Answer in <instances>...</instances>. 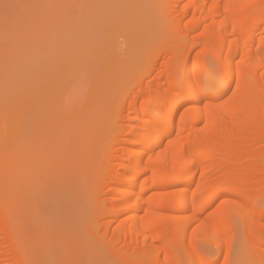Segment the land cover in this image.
<instances>
[{
    "label": "bare ground",
    "instance_id": "obj_1",
    "mask_svg": "<svg viewBox=\"0 0 264 264\" xmlns=\"http://www.w3.org/2000/svg\"><path fill=\"white\" fill-rule=\"evenodd\" d=\"M150 1L158 14L140 54L160 47L166 61L129 69L106 100L99 142L58 137L33 81L1 110L0 264H224L233 244L240 264L264 260V0ZM46 13L42 43L55 46ZM135 21L110 28L109 61L135 59ZM84 29L80 47L95 49ZM120 45L132 53L120 58ZM72 88L53 107L67 111Z\"/></svg>",
    "mask_w": 264,
    "mask_h": 264
},
{
    "label": "rangeland",
    "instance_id": "obj_2",
    "mask_svg": "<svg viewBox=\"0 0 264 264\" xmlns=\"http://www.w3.org/2000/svg\"><path fill=\"white\" fill-rule=\"evenodd\" d=\"M52 1H54V3L50 2L52 5H67L69 7H51L50 9L45 7L44 9L43 7L38 9L12 7L6 10L3 7L6 3L9 5H44L46 0H0V37L2 38H0V112L6 108L14 110L19 104L18 101L26 82L33 81L32 83L35 85L33 87L37 90L38 98H41L42 101L45 100V104L48 103V108L50 106L48 111L45 108L47 121L52 122V115L56 120L58 118L55 134L58 137L63 136V140L67 141L70 137L69 133L73 131L74 133L71 134L77 135L82 140L83 146L87 147L96 142V139H99L102 118L105 116L107 108L106 100L110 97V92L120 89L122 81L125 78L127 80V77L131 75L132 72L130 73L129 69L132 68L134 63L138 65L139 63H149L156 60L158 62L157 66L160 67L161 63L166 61V58H163V60L161 57L160 47L152 49L151 53L149 52L147 55L141 56L140 54V49L144 47L142 42L149 30L153 29L154 19L157 18L158 13L157 11L156 13L150 11L152 9L150 8V0H125L126 2L122 0L124 2L122 5L118 4L119 0ZM50 3L48 5H51ZM46 12L51 14L52 29L57 35L55 46H51L54 41L50 42L51 44L46 42L44 45L42 43L43 33L40 31L41 26L39 25H41V17ZM135 19V59L131 58L133 53L130 51H128L129 54H132L127 56L128 52L126 51L128 49L124 45H120L117 53L120 58L129 57L130 63L117 62L116 64L114 61H109L108 57L114 53V50L109 43L104 45V39L105 37L109 38L106 35L109 33L110 28L116 23L129 24ZM84 28H88V33L95 43V49H82L80 47L82 43L79 38L82 36L76 35H78L77 33L81 34V31H85ZM14 31H17V34L13 37L12 32ZM120 41L124 42V39L120 38ZM21 52L24 55H22L24 57L22 59L17 56L22 54ZM13 54L18 57L15 56L16 61L21 60V62L19 61L20 64L18 61L15 63L12 57ZM76 67L78 68L77 74L74 73ZM101 69L105 71L102 73ZM158 71L156 69L155 73ZM100 73L104 76H101ZM127 73H130L129 76H127ZM109 75H113L114 80L109 81ZM75 76L78 77V80L75 79ZM73 78L76 80L75 82L71 80ZM150 79L151 77H147L145 81ZM124 82L122 86L125 85ZM70 84L73 88L70 87ZM93 84L97 85L94 92V99L97 100V103L92 107L89 106L84 116L77 119L88 99V93ZM69 88H72L71 92L73 94L69 92L71 95H64L70 101L67 111H62L61 107L58 106L53 107L51 99L58 97L57 100H61L62 92L65 93ZM51 95L53 96L50 98ZM89 97L91 96L89 95ZM98 103H100L99 107L97 106ZM59 104L61 105V103ZM9 116L8 114L5 115V117H8L5 118L7 120L4 122L7 130L12 129L15 124L12 119L13 116ZM71 119H76L74 125L66 122V120ZM91 124L93 125L92 130H89ZM98 151L92 153V156L100 158L102 153ZM96 170L92 167L90 173H88V178L89 176L91 178ZM88 196L85 195L84 197L89 198ZM91 205L92 202L87 201L85 207L88 208Z\"/></svg>",
    "mask_w": 264,
    "mask_h": 264
},
{
    "label": "snow or ice",
    "instance_id": "obj_3",
    "mask_svg": "<svg viewBox=\"0 0 264 264\" xmlns=\"http://www.w3.org/2000/svg\"><path fill=\"white\" fill-rule=\"evenodd\" d=\"M238 7H246V4L241 3L239 5H237ZM3 7L7 10L9 8L15 7V8H21V7H25V8H33V9H38L41 7H69L67 5H40V4H32V5H20V4H16V5H9V4H5L3 5ZM242 245L246 244L245 241L241 242ZM235 252V245H230L229 246V254L227 256L224 257V264H240L239 261L235 260L232 258V254ZM28 264H69V262L67 261H57V260H53V261H40V260H34V261H29ZM216 264H220L219 261L216 262ZM244 264H257V261L249 259L247 261L244 262ZM259 264H264V260H261L259 262Z\"/></svg>",
    "mask_w": 264,
    "mask_h": 264
}]
</instances>
